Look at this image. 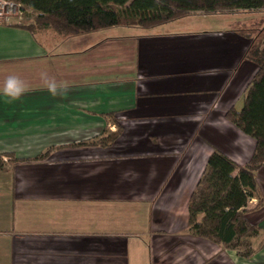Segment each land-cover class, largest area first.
I'll return each mask as SVG.
<instances>
[{
    "label": "crops",
    "instance_id": "0c3cea01",
    "mask_svg": "<svg viewBox=\"0 0 264 264\" xmlns=\"http://www.w3.org/2000/svg\"><path fill=\"white\" fill-rule=\"evenodd\" d=\"M244 12L71 36L0 23V88L9 74L30 87L18 101L0 94V155L19 159L0 171V264H264L258 197L250 257L195 235L188 212L214 149L240 165L255 150L226 116L257 70ZM45 71L66 95L43 88ZM118 122L113 145L89 144Z\"/></svg>",
    "mask_w": 264,
    "mask_h": 264
},
{
    "label": "trees",
    "instance_id": "16d2710c",
    "mask_svg": "<svg viewBox=\"0 0 264 264\" xmlns=\"http://www.w3.org/2000/svg\"><path fill=\"white\" fill-rule=\"evenodd\" d=\"M23 12L36 14L34 23L18 22L32 31L50 28L63 36L77 35L114 26L152 28L194 12L205 14L254 11L264 8V0H13ZM264 21L259 18L258 24ZM256 22V21H255ZM254 22V23H255ZM256 24V23H255ZM242 23L237 29L250 39L246 58L257 70L245 88L241 108L231 107L227 118L256 141L254 153L245 165L238 164L220 149H214L188 202L191 231L243 257L252 256L256 248L252 239L261 227L247 218L252 197H258L254 209L263 205L257 183V171L264 166V25ZM264 24V23H263ZM123 126L105 131L89 142L103 147L113 145ZM84 143V142H83ZM48 154L34 158L43 160ZM0 155V171L7 163L19 159L14 154Z\"/></svg>",
    "mask_w": 264,
    "mask_h": 264
},
{
    "label": "clouds",
    "instance_id": "9594fccd",
    "mask_svg": "<svg viewBox=\"0 0 264 264\" xmlns=\"http://www.w3.org/2000/svg\"><path fill=\"white\" fill-rule=\"evenodd\" d=\"M40 79L43 88L53 97H63L69 90L68 82H58L54 77H50L46 71L41 72ZM28 91H30L28 83L15 74L7 75L4 79L3 87L0 88V94L8 98L9 102L20 100Z\"/></svg>",
    "mask_w": 264,
    "mask_h": 264
},
{
    "label": "rangeland",
    "instance_id": "374dc122",
    "mask_svg": "<svg viewBox=\"0 0 264 264\" xmlns=\"http://www.w3.org/2000/svg\"><path fill=\"white\" fill-rule=\"evenodd\" d=\"M237 11H244V10H237ZM246 15H244L243 18H246L247 21L245 22V24H255V27H262V25H264V21L261 22V24L259 22V18H261L262 16H264V8L261 9H257L254 11H246L244 12ZM262 14V15H261ZM19 21L23 22V23H28V24H32L35 22L36 19V14L30 10H26L23 12V15L21 16V18H17ZM182 20H186L185 21V25L184 27H189L190 25H201L202 24V20L199 19H190L189 18H184ZM236 20V19H235ZM256 21V22H255ZM180 22V21H178ZM183 22V21H182ZM255 22V23H254ZM186 23H190L189 25ZM182 24V23H179ZM181 27V26H180ZM181 29V28H180ZM188 29V28H187ZM254 76V75H253ZM252 79V78H251ZM259 179H260V184H259V191L258 192H264V173L259 175Z\"/></svg>",
    "mask_w": 264,
    "mask_h": 264
},
{
    "label": "built area",
    "instance_id": "2783aa9c",
    "mask_svg": "<svg viewBox=\"0 0 264 264\" xmlns=\"http://www.w3.org/2000/svg\"><path fill=\"white\" fill-rule=\"evenodd\" d=\"M23 10L21 4L13 0H0V23H11L21 18ZM19 21V20H18Z\"/></svg>",
    "mask_w": 264,
    "mask_h": 264
}]
</instances>
